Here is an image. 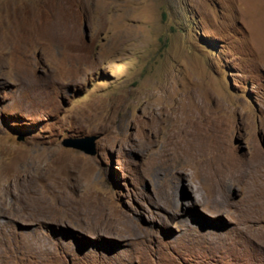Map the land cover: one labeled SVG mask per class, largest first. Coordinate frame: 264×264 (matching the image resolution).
Returning <instances> with one entry per match:
<instances>
[{
	"label": "rangeland",
	"instance_id": "obj_1",
	"mask_svg": "<svg viewBox=\"0 0 264 264\" xmlns=\"http://www.w3.org/2000/svg\"><path fill=\"white\" fill-rule=\"evenodd\" d=\"M7 4L26 50L0 51V264H264V173L215 214L201 176L154 151L208 114L234 173L250 140L264 152V0ZM90 134L94 154L64 144Z\"/></svg>",
	"mask_w": 264,
	"mask_h": 264
},
{
	"label": "bare ground",
	"instance_id": "obj_2",
	"mask_svg": "<svg viewBox=\"0 0 264 264\" xmlns=\"http://www.w3.org/2000/svg\"><path fill=\"white\" fill-rule=\"evenodd\" d=\"M16 7V5L14 7L11 4H7L0 12V51H3L2 54H9L10 57H18L21 60L23 56H25L22 52L26 50L24 47L26 41H24L17 32L20 14L18 15L16 13L15 10L18 9V7L17 9ZM31 41H33V46L37 44V40L35 41L32 39ZM50 44L52 49L58 47L51 39ZM46 47L50 48L48 44H46ZM72 75V72H67L65 76L71 77ZM226 129V123L223 120L219 121L213 115L206 114V116L194 118L191 126L184 130V132H181V134L173 133L164 135V138L160 142V146L154 148L156 155H158L157 158L165 157L169 159V155L172 154L176 158L175 161H178V167H190L195 171L196 175L201 176L203 179L201 183L205 186L207 192L209 191L212 193V196L211 198H206V194L200 185L189 184L188 186L191 190L193 200L194 202L201 203L206 210L215 214L222 213L226 211L227 208H233L234 204L231 201L230 193L236 185L243 184V177L245 175L247 176L251 169H254V171L257 170L258 174L264 173V152L252 140H250V156L244 161H238L241 170L234 173L232 166L233 152L229 145L225 143L224 139ZM154 143L155 139L151 138L149 140L150 146L155 145ZM20 170L21 168H18L16 171L20 172ZM182 176L185 178V175L179 172V177H177V179H180ZM212 180H215L214 187L212 186ZM252 180L254 179L252 178ZM260 181L259 179L258 182ZM254 192L255 191H253V193ZM11 194L14 195L13 189L7 185V182L0 184V209L9 205L7 196ZM245 198L250 202L253 196L250 195ZM169 203H171V205H174V203L178 204L177 200L174 198L169 199ZM206 205H210V208H206ZM254 208L255 207L252 206L250 202L248 212ZM110 209L115 211L112 206ZM97 211L101 213L100 208H98ZM112 211L110 213H112ZM99 218V216H94L95 220Z\"/></svg>",
	"mask_w": 264,
	"mask_h": 264
},
{
	"label": "water",
	"instance_id": "obj_3",
	"mask_svg": "<svg viewBox=\"0 0 264 264\" xmlns=\"http://www.w3.org/2000/svg\"><path fill=\"white\" fill-rule=\"evenodd\" d=\"M87 138L91 140V143L89 145H82V144L75 143L74 140L72 139H66L64 141V144L68 146H74V147L80 148L86 153L94 154L96 152V148L94 144V139L96 138V134L87 135Z\"/></svg>",
	"mask_w": 264,
	"mask_h": 264
}]
</instances>
